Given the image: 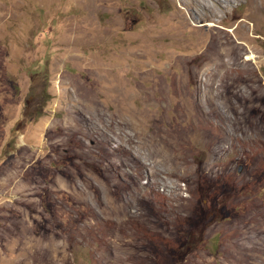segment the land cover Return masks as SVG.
<instances>
[{"label": "rangeland", "instance_id": "374dc122", "mask_svg": "<svg viewBox=\"0 0 264 264\" xmlns=\"http://www.w3.org/2000/svg\"><path fill=\"white\" fill-rule=\"evenodd\" d=\"M215 1L0 0V264H264V0Z\"/></svg>", "mask_w": 264, "mask_h": 264}, {"label": "bare ground", "instance_id": "6f19581e", "mask_svg": "<svg viewBox=\"0 0 264 264\" xmlns=\"http://www.w3.org/2000/svg\"><path fill=\"white\" fill-rule=\"evenodd\" d=\"M215 2H220V0H216ZM264 7V3H259L258 5H256V4H251V8H252V10L253 11H256L258 8H263ZM244 21V20H243ZM245 22V21H244ZM224 79V78H223ZM104 118L103 117H101V120H103ZM129 121V120H128ZM131 123V121H129V123H128V125ZM164 146H165V148L167 147V144H164ZM163 150V149H162ZM112 208V207H111ZM114 209V208H113Z\"/></svg>", "mask_w": 264, "mask_h": 264}]
</instances>
